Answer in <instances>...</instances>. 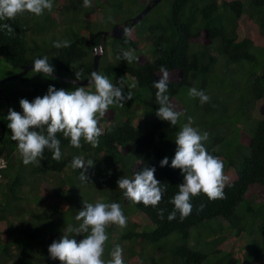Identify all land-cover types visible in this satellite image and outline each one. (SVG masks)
Returning a JSON list of instances; mask_svg holds the SVG:
<instances>
[{"label": "trees", "instance_id": "trees-1", "mask_svg": "<svg viewBox=\"0 0 264 264\" xmlns=\"http://www.w3.org/2000/svg\"><path fill=\"white\" fill-rule=\"evenodd\" d=\"M148 1L125 0V10L137 6L135 15ZM105 2L95 4L100 11L103 10L100 19L109 22V28L129 18L115 14H118L117 10H123L121 3L113 1L109 9L102 8ZM165 2V5L155 4L127 34L118 39L109 36L101 41L99 30L84 36L74 29L75 18L82 21L78 13L83 0H53V10H58L62 19L61 28L70 25L58 40H66L70 46L62 48L53 47L55 34L48 30H53L58 24L49 18L47 10L41 16L25 12L14 20H0V24L8 23L14 29L11 34L0 30V57L11 67L19 69L22 64H33L37 58L47 56L55 73L75 78V72H82V79H85L92 70L91 48L101 41L102 53L97 72L114 84L122 82L125 94L129 91L133 94L123 107L109 108L113 111L112 122L101 120L104 134L99 138L98 147L94 148L82 140V147L74 148L70 138L58 133L62 153L60 161L53 160L51 151L46 149L39 166L25 165L17 143L11 138V130L6 132L0 141V157L5 161V167L0 169V264H60V261L49 258L48 247L59 240L70 226L60 221L62 214L73 211L71 203L77 200L76 192L81 195L87 193L81 188L85 182L79 186L80 170L71 167L76 156L94 161L86 175L89 182L95 179L97 190H101L103 178L106 182L131 179L147 166L155 167L156 179L167 185L157 208L145 207L141 203L134 204L135 210L130 209L145 219L142 224L128 221L122 231H114L116 225L106 229L108 239L114 233L118 235L115 241L110 243L107 240L105 244L103 258L106 262L119 245L123 249L124 264H167L173 263L172 257L179 259V264H203L204 260H207L206 264H214L218 255L209 258L208 252L191 248L187 240L191 228L203 222L209 224L220 217L233 230L227 247L233 248L236 244L238 247L235 255L232 251H225L227 256L220 264H264V0ZM142 38L152 51L150 60L143 55L135 56L131 63L120 59L123 51L136 50ZM85 40L89 45H85ZM110 52L113 53L112 61ZM161 66L169 73L167 94L173 104L175 101L179 103L177 110L183 113L176 126H170L169 122L156 115L159 105L155 100L157 90L153 82L161 77ZM36 76L37 82L30 88L25 87L22 91L16 88L11 95L6 93L13 97L15 111L22 113L21 99L31 102L37 95L47 93L49 86L43 83L46 77L42 74ZM47 78L60 84L59 89L71 87L73 91L79 86ZM207 78L213 83L207 85ZM197 79L200 82L206 80L200 84L199 90L205 88L204 92L210 97L208 103L202 104L199 98L189 96V89ZM133 84L135 88L131 87ZM84 87L88 91L91 86ZM187 101L193 102L195 108H187ZM228 103L231 110H227ZM136 117L138 120L134 123ZM188 117L192 118L193 127L201 133H208L204 142L207 151L224 163L227 177L224 198L209 200L200 194L192 198V212L188 217L181 220L177 212L176 218L169 221L168 214L174 210L169 201L183 182L180 170L170 165L177 148L176 135L188 123ZM164 157H168L169 164L160 167ZM48 185L51 193L44 190ZM247 190L255 191L261 200L248 201L244 197ZM44 197L52 200L53 211H59L57 218H51L48 210L35 209L30 205V198L40 201ZM91 197H86V201ZM122 198L125 199L123 212L127 213L126 206L129 209L130 201L118 185L102 202L121 205ZM61 201L67 204L60 210L57 207ZM83 206L79 205V211ZM158 208L165 209L162 219L158 216ZM26 215L28 217L24 218ZM80 223L82 221L77 223L72 219L71 226L78 227ZM209 228L210 236L221 243L224 235H216L220 227ZM87 234L77 235L75 239L79 242ZM172 236L177 238V244L171 253L160 252V245L172 242L169 241ZM149 245L156 247L152 251L154 257L151 254L141 256Z\"/></svg>", "mask_w": 264, "mask_h": 264}, {"label": "clouds", "instance_id": "clouds-1", "mask_svg": "<svg viewBox=\"0 0 264 264\" xmlns=\"http://www.w3.org/2000/svg\"><path fill=\"white\" fill-rule=\"evenodd\" d=\"M83 5L91 7V0H83ZM45 10H53V0H0V20H14L25 12L41 16ZM0 30H6L9 34L14 32L8 23L0 24ZM127 31L125 30L126 34ZM99 45L97 47L102 49ZM69 46L66 40L53 44L55 48ZM120 59L131 63L136 59L134 50L123 51ZM32 71L55 79V69L47 56L37 58L33 62ZM160 72L162 75L159 80L153 82V87L157 90L155 100L159 105L156 115L169 122L170 126H176L183 113L176 109L167 94V69L161 66ZM74 75L72 83L79 85L83 73L75 72ZM88 85L94 91H87L84 86H77L73 91L57 90L50 85L42 97L37 96L31 102L21 99L19 104L22 113L8 109L7 127L11 130V138L17 143L18 152L25 165L39 166L46 149L51 151L53 160L60 161L62 153L58 133L70 138L74 148H81L82 140L94 148L99 146V138L104 134L101 120L106 117L110 107H123L133 94L131 91L125 94L122 82L114 84L107 76L95 71L90 74ZM131 87L135 88L136 85ZM189 96L199 98L202 104L210 101V97L203 90L195 87L189 89ZM187 119L188 123L176 135L177 148L170 165L173 169L180 170L183 182L178 185V193L169 201L174 205V210L167 217L169 221L176 218L177 212L181 220L188 217L192 212V198L200 194L206 195L209 200L224 198L223 189L227 180L224 163L205 148L204 142L208 139V133H201L192 126V118ZM168 164V157L160 161V167ZM93 166V160L85 161L80 156L73 157L71 161V167L80 170V179L83 182H89L86 173ZM155 172V167H144L131 179L119 178L118 188L123 190L124 197L133 204L142 203L145 207L157 208L167 191V185L156 179ZM164 212L165 209L158 208L161 219ZM75 219L82 223L78 227L68 226L61 238L48 247L51 260H58L60 264H124L123 249L119 245L111 252L110 260L106 262L103 258L108 240L106 229L111 225L121 229L127 227V217L119 203H84L83 210L78 212ZM84 233L88 234L77 242L75 236Z\"/></svg>", "mask_w": 264, "mask_h": 264}, {"label": "rangeland", "instance_id": "rangeland-1", "mask_svg": "<svg viewBox=\"0 0 264 264\" xmlns=\"http://www.w3.org/2000/svg\"><path fill=\"white\" fill-rule=\"evenodd\" d=\"M113 1L121 3L122 7L124 6L123 10H121V9L117 10L118 14L115 13L118 16L122 15L121 18L133 16L134 13L136 12V10H138V8H139L137 6L136 7L132 6L133 7L132 9L125 10L126 9L125 0H113ZM113 1L112 0H91V3H92L91 7H84V5H83L81 10L78 13V17L82 21H79V20H77L75 18L76 21H75V26H74L75 28L74 29L76 31H79L80 33H82L84 36H86L85 33H88V34L91 33V32L97 33L98 30L101 31V30H105V29L109 28V26H110L109 22L104 21V20L101 21L100 18H101V15L104 12H103V10L100 11L99 10V6L97 4H95V3H98V2L99 3H103V2H105V6L104 7L102 6V8L107 7V8L110 9V8H112L110 3H113ZM159 3L165 5L166 2H165V0H161V1H159ZM58 12H59L58 10L57 11L56 10H52L49 13V18H52L55 21V23L58 24V26L56 27L57 29L53 28V30L52 29L48 30V32L50 34L51 33L55 34L56 41L60 40L59 37H60V35H62L61 33H65V31H67V28L70 26V25H66V26L63 25L62 28H61L62 19H61V16H60V14ZM149 14L150 13H148V16H149ZM85 20L87 22H85ZM98 20H100V21H98ZM59 30H60V32H59ZM68 33H69V31H68ZM143 34L146 35L145 32ZM142 39L139 41L136 50H134V55L135 56L143 55L147 59L150 60L152 58V51H151V49L148 46V42L144 41V39L143 40ZM87 41L88 40L84 41L85 45H87ZM109 48L110 47L108 46L107 49H109ZM92 53L100 55L102 53V49H99L96 46L94 48V50H92ZM112 54L113 53L110 52L109 57H110L111 61L114 60L113 57H111ZM19 70L20 69L13 68L10 65H8L5 61H3V58L0 57V78H3L5 76L11 75V74H14V73L18 72ZM231 70L235 71V68L231 67ZM37 74H39V73H35L34 71L30 70V71H28V73H26L24 75V77H25L24 79L19 77V78H15V79L6 81L3 84H0V91H2V92H0V97L2 96V94L5 93L4 91H6L7 89H12V88L15 87V88H17V90H21L22 91V90H24L25 87L26 88H28V87L30 88L31 86L35 85L36 82H37L36 81V78H37L36 75ZM205 82H206V80L203 81V82L202 81L200 82V80L197 79V80L194 81V86L193 87H195L197 90H199L200 89V87H199L200 84L201 83L204 84ZM43 83L46 84L47 86L53 85L57 90L60 88V84H58L56 81H54V80H52L50 78H47V77L43 79ZM210 83H213V82H211V80H209L207 78V85L208 84L210 85ZM64 89L72 91L71 87H67V88L64 87ZM90 89L94 90L93 87H89L88 91ZM204 90H205V88L203 89V91ZM181 94H183V93H181ZM43 95H45V94H39L37 96L42 97ZM185 99H186V97H185ZM185 104H186V107L191 109V110L195 108L194 103L191 102V101H187V102H185ZM174 106L177 109V107L179 106V103L175 101ZM231 108H232L231 105L228 103L227 110H231ZM112 116H113V111H112V109H109V111H108L106 117L104 118V120L107 123L112 122L113 121ZM137 120H138V118L136 117L134 119V123ZM182 123H184V122H182ZM116 167H119V166L116 165ZM77 179H80V178H77ZM94 180L92 182H85L84 185L81 186L82 189H85L87 191V193H85V195H81L80 192H76L78 194V195H76L77 196V200L75 201V203L74 202L71 203V209L73 211L69 210L66 213L62 214L60 222L65 221L66 223H68V225L71 226V225H73L72 224V219H74L78 223V221L75 219V217H76V215L79 212V208H80L79 205L81 206V204H84V203L95 204L97 202H102V199H104V197L108 193H110V190L116 188V186H117V181L116 180H115V182L113 180L112 181L108 180L106 182V181H104V178H103L102 179L103 183L101 185V190H97V185L96 184L94 185V182H95ZM81 183H82V181L79 183V186H80ZM44 190L45 191L48 190V192L51 193L52 189L49 190V185H48V186H46L44 188ZM90 196H93V197L88 198V200L86 201V197H90ZM244 197L248 201H251V202H258L259 200H261V198L257 195V193L255 191H252V190H247V192L245 193ZM29 201H30V205H32L35 209L48 210L50 212L51 218H57L58 217L57 212H59V211L55 212V211L52 210L53 203H51L52 200L50 198L44 197V199H42V200L40 199V201L39 200L36 201L33 198L32 199L30 198ZM61 202L62 203H60L58 205L57 209L61 210V209L65 208V205L67 204L66 201H61ZM127 203H128V201H127ZM124 204H125V199L122 198V200H121V208H122V210H124V206H123ZM37 206H39V207H37ZM126 208H127L128 212L124 213V215L127 217V222L128 221H137L140 224L143 223V221L145 219L144 218L142 219L139 215L135 214L136 211H132V210H135V209H134V204L131 201H130L129 209H128V205L126 206ZM131 208H132V210H130ZM132 214H135V215H132ZM26 217H28V215H26L24 218H26ZM208 226L212 227L214 229L217 226L220 227L219 228L220 231H216V235H224V237H223L224 240L221 243L217 242L218 239H216V237H211L210 236L211 229ZM116 230L122 231L123 229H120L117 226V228L114 231H116ZM106 232L108 233L107 230H106ZM107 235L109 236V234H107ZM232 235H233V230L228 226L227 222L224 219H222L220 217H217V218L214 219V221H211L209 224H206V223L203 222V223L197 225V227L195 226V227L191 228L190 231H189V237H188V240H187V244L191 248H193L195 250L208 252L209 258L213 257L214 255H218L219 258H217L214 261V264H220L221 261L222 262L225 261V258L227 256L225 251H227V252L228 251H232L231 253L233 255H235L236 252L238 251V247H236L237 244L234 245L233 248H231V246L227 247L229 239L231 238ZM117 237H118V235H116L114 233V234H112L111 238H109L108 240L111 243V242L115 241ZM169 241H172V242L164 243L163 245H160V247H161L160 252L161 251H165V252H169L170 251V253H171L172 247L177 244V238H174L172 236ZM131 243L132 242H128V244H131ZM149 247H150V249H149ZM149 247H148V249H146L143 252V254H141V256L147 257L149 254H151V256L154 257V254L152 253V251H154L156 249V247L155 246H150V245H149ZM215 248L219 249L220 251L217 252L216 251L217 249H215ZM157 252H158V250H157ZM172 260H173V263H169L168 262L167 264H179V259H177L175 257H172ZM206 262H207V260H204L203 264H206ZM42 264H45V263L43 262Z\"/></svg>", "mask_w": 264, "mask_h": 264}, {"label": "water", "instance_id": "water-1", "mask_svg": "<svg viewBox=\"0 0 264 264\" xmlns=\"http://www.w3.org/2000/svg\"><path fill=\"white\" fill-rule=\"evenodd\" d=\"M159 1L160 0H149L148 2H146V4L140 9V11L137 14L127 18L126 20H124L122 22L115 23L108 31L101 32L102 39H104L105 35H109L110 37H112L114 39L120 38L122 35L125 34V30L129 31L131 29V27L134 24H136L137 22H139L145 16V14ZM87 45H89V41H87ZM98 59H99V55L93 54L91 73L93 71L97 72ZM19 69L20 70L14 74L0 78V84H3L6 81H9V80L23 76L24 74L27 73V71L29 69H33V64H22L19 66ZM53 76L55 77V79H58V80H61V81L67 82V83H71V84H73L72 82L75 79L73 77H67L64 75L57 74L55 72L53 73ZM89 78H90V76L85 78V79H82L81 82H78L79 86H89L88 85V79ZM75 85H77V84H75ZM1 127L3 130V126H1Z\"/></svg>", "mask_w": 264, "mask_h": 264}, {"label": "flooded vegetation", "instance_id": "flooded-vegetation-1", "mask_svg": "<svg viewBox=\"0 0 264 264\" xmlns=\"http://www.w3.org/2000/svg\"><path fill=\"white\" fill-rule=\"evenodd\" d=\"M110 29V28H109ZM108 29V30H109ZM101 32H104V31H100ZM108 37L109 38V35H105L104 36V39ZM92 38V37H91ZM102 37H101V41H102ZM101 41H100V46H101ZM15 87L12 88V89H7L6 91H4L5 93L2 94V96L0 97V141L5 137L6 135V132L9 131V129L6 127V125L9 123V121L7 120V115H8V109L9 108H14V106L16 105L13 99V97H8L7 94H10L15 91ZM2 92V91H0ZM7 93V94H6ZM7 123V124H6ZM3 126V130H2V127Z\"/></svg>", "mask_w": 264, "mask_h": 264}, {"label": "built area", "instance_id": "built-area-1", "mask_svg": "<svg viewBox=\"0 0 264 264\" xmlns=\"http://www.w3.org/2000/svg\"><path fill=\"white\" fill-rule=\"evenodd\" d=\"M3 167H5V161L2 157H0V169H2Z\"/></svg>", "mask_w": 264, "mask_h": 264}, {"label": "bare ground", "instance_id": "bare-ground-1", "mask_svg": "<svg viewBox=\"0 0 264 264\" xmlns=\"http://www.w3.org/2000/svg\"><path fill=\"white\" fill-rule=\"evenodd\" d=\"M7 167V166H6Z\"/></svg>", "mask_w": 264, "mask_h": 264}]
</instances>
